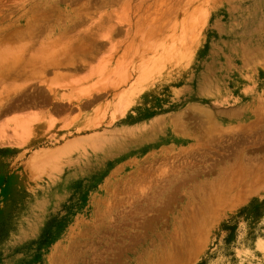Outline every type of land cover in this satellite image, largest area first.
I'll list each match as a JSON object with an SVG mask.
<instances>
[{
	"label": "rangeland",
	"instance_id": "obj_1",
	"mask_svg": "<svg viewBox=\"0 0 264 264\" xmlns=\"http://www.w3.org/2000/svg\"><path fill=\"white\" fill-rule=\"evenodd\" d=\"M0 264H264V0H0Z\"/></svg>",
	"mask_w": 264,
	"mask_h": 264
}]
</instances>
